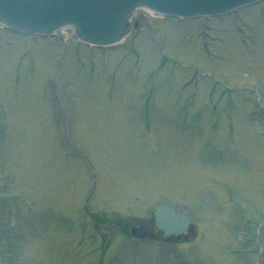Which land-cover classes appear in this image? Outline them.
<instances>
[{
	"label": "rangeland",
	"instance_id": "1",
	"mask_svg": "<svg viewBox=\"0 0 264 264\" xmlns=\"http://www.w3.org/2000/svg\"><path fill=\"white\" fill-rule=\"evenodd\" d=\"M138 14L106 58L0 27V264H264V2ZM156 204L197 240L120 238Z\"/></svg>",
	"mask_w": 264,
	"mask_h": 264
},
{
	"label": "water",
	"instance_id": "2",
	"mask_svg": "<svg viewBox=\"0 0 264 264\" xmlns=\"http://www.w3.org/2000/svg\"><path fill=\"white\" fill-rule=\"evenodd\" d=\"M261 0H0V23L19 32L48 35L71 26L87 43L109 45L126 33L133 9L146 7L166 16L202 17L228 13ZM157 226L165 235H179L190 220L168 207H157ZM144 238V229H134Z\"/></svg>",
	"mask_w": 264,
	"mask_h": 264
},
{
	"label": "flooded vegetation",
	"instance_id": "3",
	"mask_svg": "<svg viewBox=\"0 0 264 264\" xmlns=\"http://www.w3.org/2000/svg\"><path fill=\"white\" fill-rule=\"evenodd\" d=\"M121 204H124V203L121 202ZM140 225H145V226H147L148 229H151V230H149L150 233H152V231H154V230H152V229H155V232H156V235H157V236H158V235H162L161 232H159L158 230H156V228H155V224H154V223H151V219L149 220V222H147V221L144 220V219H142V220H135V225L125 224V227H126V228L129 227V229H131L133 226H140ZM129 229L126 230L127 233H129ZM156 235H154V236H156ZM184 238H185V236H182V239H181L179 242L184 241V240H185ZM176 241H177V240H176Z\"/></svg>",
	"mask_w": 264,
	"mask_h": 264
}]
</instances>
